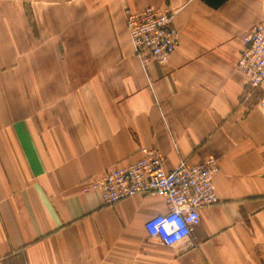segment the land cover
<instances>
[{
    "label": "crops",
    "instance_id": "1",
    "mask_svg": "<svg viewBox=\"0 0 264 264\" xmlns=\"http://www.w3.org/2000/svg\"><path fill=\"white\" fill-rule=\"evenodd\" d=\"M146 6L173 12L163 64L126 30ZM263 17L264 0H0V264H264V83L245 95L236 68ZM144 146L166 170L217 157L189 244L148 237L162 197L83 190Z\"/></svg>",
    "mask_w": 264,
    "mask_h": 264
},
{
    "label": "built area",
    "instance_id": "2",
    "mask_svg": "<svg viewBox=\"0 0 264 264\" xmlns=\"http://www.w3.org/2000/svg\"><path fill=\"white\" fill-rule=\"evenodd\" d=\"M123 16L134 55L143 64L165 63L177 44L172 10L126 7ZM236 68L245 77V95L264 83V17L242 37ZM138 152L137 159L106 170L88 181L83 190L97 191L106 205L138 194L162 197L168 210L145 221L148 237L171 248L189 244L190 235L199 222V208L218 201L212 182L213 175L219 171L217 157L207 156L194 165L179 162L166 170L158 149L144 146Z\"/></svg>",
    "mask_w": 264,
    "mask_h": 264
}]
</instances>
